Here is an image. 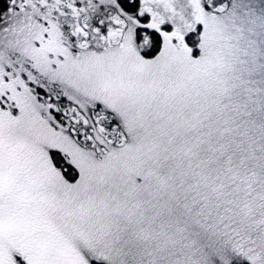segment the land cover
I'll return each mask as SVG.
<instances>
[{
	"label": "snow or ice",
	"instance_id": "obj_1",
	"mask_svg": "<svg viewBox=\"0 0 264 264\" xmlns=\"http://www.w3.org/2000/svg\"><path fill=\"white\" fill-rule=\"evenodd\" d=\"M0 264H264V0H0Z\"/></svg>",
	"mask_w": 264,
	"mask_h": 264
}]
</instances>
